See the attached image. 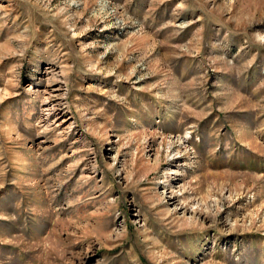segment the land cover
Here are the masks:
<instances>
[{"label":"rangeland","instance_id":"rangeland-1","mask_svg":"<svg viewBox=\"0 0 264 264\" xmlns=\"http://www.w3.org/2000/svg\"><path fill=\"white\" fill-rule=\"evenodd\" d=\"M0 264H264V0H0Z\"/></svg>","mask_w":264,"mask_h":264},{"label":"bare ground","instance_id":"bare-ground-1","mask_svg":"<svg viewBox=\"0 0 264 264\" xmlns=\"http://www.w3.org/2000/svg\"><path fill=\"white\" fill-rule=\"evenodd\" d=\"M61 95H59V93L55 90V91H51V92H49L48 93V98L49 97H51V98H58V97H60ZM47 98V99H48ZM46 98H45V100L43 101L44 102V104H43V106L45 107V110H47L48 112L49 111H52L53 109H55V108H53L54 107V105H53V102L52 101H49V100H47ZM52 100V99H51ZM49 101V102H48ZM177 171V170H176ZM176 171H172V173H177ZM170 187V186H169ZM175 187V186H174ZM174 187H170L171 188V192H170V194L172 195L171 196V198L170 199H172V200H174V198H176L177 197V195H179V192L181 191V190H179V189H175ZM183 191V190H182ZM182 195V194H181Z\"/></svg>","mask_w":264,"mask_h":264}]
</instances>
